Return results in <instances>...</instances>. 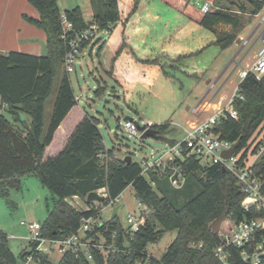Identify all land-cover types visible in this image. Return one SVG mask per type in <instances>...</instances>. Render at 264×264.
<instances>
[{
  "label": "trees",
  "instance_id": "1",
  "mask_svg": "<svg viewBox=\"0 0 264 264\" xmlns=\"http://www.w3.org/2000/svg\"><path fill=\"white\" fill-rule=\"evenodd\" d=\"M28 1L39 12L38 18L28 17V20L45 32L46 52L41 55L20 51L0 52V97L6 103L4 109L12 117L9 119L0 114V194H6L9 187H20L22 175H34L50 191L53 199L52 208L47 206V215L41 221L40 230L45 238L70 235L79 227L81 217L94 214L97 211L95 205L99 209L106 206L109 198L117 197L128 185H132L136 196L149 208L148 217L133 234L122 228L116 213L95 229L100 232L95 237L103 236L107 242L111 241V232L116 230L117 251L110 250L108 254H103L94 250L91 260L66 253L54 264H134L138 260L147 264H220L212 254L217 237L210 223L221 215L233 219L248 215L242 210L245 196L236 177L219 164L201 167L193 159L184 163L186 179L183 186L192 174L201 172V187L194 197L176 206L156 191V181L165 177L150 171V178L155 182L153 186L141 174L139 163L132 157L129 162L125 160V155L106 162L99 159V154L105 150L110 154L113 148L105 147L98 127L99 119L86 111L63 147L56 154L44 157L45 148L52 142L54 132L77 102L69 75L64 71L45 127V102L53 90L56 67L62 64L68 50V39L74 31L92 22L110 30L120 18L119 3L118 0H90L94 13L91 20L86 21L79 6L60 12L56 0ZM162 1L212 30L216 35L215 43L221 49L237 40L242 23L230 9L217 5L220 0ZM246 1L252 7L250 15L257 14L264 5V0ZM205 2L209 3L206 11L203 10ZM212 6L215 8H210ZM240 9L246 10L243 5ZM61 14L73 25L66 39L61 37ZM220 23L230 25L232 30L217 31L216 25ZM87 44L83 43L82 47ZM102 88L95 90L96 95L103 92ZM238 88L242 98H235L234 107L239 117L221 119L216 131L230 141L240 138L241 148L264 124V75L256 79L253 74H248L239 82ZM165 126L154 124L152 127L160 134ZM254 169L264 176V156ZM101 187L106 188L107 197L97 204L87 202V193ZM73 196L84 199L90 210H78L71 206L67 199ZM171 230H176V236L163 256L157 259L149 254L147 245ZM199 243L201 246H198ZM24 253L23 250L21 256ZM39 256L40 263L53 264L45 254ZM14 261L15 255L8 244L7 235L0 229V264H14ZM232 264L245 263L236 252Z\"/></svg>",
  "mask_w": 264,
  "mask_h": 264
},
{
  "label": "rangeland",
  "instance_id": "2",
  "mask_svg": "<svg viewBox=\"0 0 264 264\" xmlns=\"http://www.w3.org/2000/svg\"><path fill=\"white\" fill-rule=\"evenodd\" d=\"M231 1L220 0L217 5L230 9L240 19L242 27L237 40L222 50L216 44L207 45L203 53L193 55L188 53L185 44L178 46L181 52L176 53L175 56L179 54L180 56L174 57L173 61L159 59L161 71L157 76L150 74L153 82L152 92L145 93V97L141 98L135 94L132 97L128 95L125 99L128 87L117 85L114 78L110 77L106 67V64L109 65L110 54L107 56L106 51L111 46V42L104 41L105 47L100 50L99 56H97L98 47L94 48L92 57L88 52L82 55V61L78 60L75 65V71L68 73L77 102L66 118L65 129L68 130L81 113L86 111L99 119L98 127L106 148H113L112 152L116 151L119 156L130 153L132 159L139 162L143 157L151 160V155L155 154L156 150L166 148L168 139L181 138L183 136L181 127H186L189 122L214 112L216 103L222 102L224 105L237 91L238 71L249 66L254 60L261 42L259 35L264 28V22L259 24L264 16V5L257 14L250 15L252 7L246 0ZM241 5L245 6V11L240 9ZM210 8L214 9L215 6ZM60 12H63L62 8ZM82 14L86 21L91 20L88 5L83 7ZM216 29L219 32L231 31L232 27L220 23L216 25ZM211 35L213 39L216 37L213 31ZM198 43L199 37L192 44L197 46ZM205 68L209 69L205 71ZM63 74L64 67L58 64L52 93L45 102V127ZM98 87H103L100 95L95 93ZM115 89L117 91H113ZM194 89H197V92ZM206 91H208L206 99L209 100L211 97L210 101L215 105L206 111L205 108L198 110L194 114L193 107ZM0 114L12 118L1 106ZM125 116L134 119L144 118L153 124H166V126L161 128L159 138L140 139L129 135L119 125V121ZM259 138L260 135L257 133L250 137L247 141L249 151ZM62 140L57 134L47 153L61 145ZM245 146L240 148V152L245 151ZM106 152L108 151L105 150L103 153ZM248 156L253 157L251 154ZM201 176V172L192 174L181 188H175L166 178H160L156 181V191L169 198L176 206H180L200 191ZM117 198L113 204L103 208V216L107 218L115 212L120 224L126 227L127 215L137 214L142 206H138V197L132 185H128ZM74 200L78 207L85 204V200L80 197ZM92 203L98 202L92 201ZM47 206L49 208L53 206L51 193L32 174H24L20 177V187H9L6 194H0V228L6 233L8 244L15 255L14 264H42L35 259L26 261L24 255L21 256L23 250H29V240L32 238L28 226L21 222L44 220ZM175 236L176 230L164 232L156 241L147 245L148 253L157 259L161 258ZM44 248L45 252L40 254H45L51 263H57L61 253L53 249L49 243H45Z\"/></svg>",
  "mask_w": 264,
  "mask_h": 264
},
{
  "label": "built area",
  "instance_id": "3",
  "mask_svg": "<svg viewBox=\"0 0 264 264\" xmlns=\"http://www.w3.org/2000/svg\"><path fill=\"white\" fill-rule=\"evenodd\" d=\"M60 17L61 37L66 39L67 33L73 29V25L64 14H61ZM263 22L264 16L260 20V23ZM105 31L96 22L90 23L79 31H74L68 39L69 47L62 58L64 71L67 73L75 71L78 57L83 50V43L87 42V45L93 43ZM259 37L261 42L254 55V60L249 66L238 71L239 82L248 74H253L256 79H260L264 75V28ZM236 97L242 98L238 87L224 105L220 102L214 112L199 120L189 122L186 127H181L183 134L181 138L168 139L166 148L156 150L157 152L151 155V160L143 157L138 163L141 167V174L150 181L151 185H155V182L150 178V171H154L165 177L175 188H181L184 185L186 179L184 163L190 159L195 160L201 167L219 164L228 170L236 177L237 184L245 196L242 202V210L248 216H244L242 219L225 217L218 231L215 232L217 241L212 249V254L220 264H232V258L236 252L245 264H264V176L261 173H256L254 169L255 164L264 156V124H261L254 132V134L260 135V138L250 151L248 145L245 146L243 152H240L241 149L238 146L228 157L224 156V152L230 149L235 141L222 138L216 131L221 119H237L239 117V112L234 107ZM0 106L3 109L6 107V103L1 101V97ZM198 110L200 109L196 107L192 112L196 114ZM119 125L129 135L140 138L141 134L154 124L144 118H123L119 121ZM247 151L253 156L252 158L248 156ZM118 157L116 151L111 152V154L108 152L99 154V159L103 162ZM96 191L103 197H107L105 187ZM117 197L109 198L108 204H113L118 199ZM75 198L77 196L67 199L71 206L78 210H90L91 207L86 203L84 206L78 207ZM138 206H142L141 210L137 214H128L126 217L127 226H122L130 234L141 228L149 214V208L139 198ZM94 207L97 208V211L89 216L81 217L79 227L65 237L45 238L41 234L40 222L25 223L22 221L21 223L27 225L32 233V238L29 240L30 248L24 250L26 261L32 259L39 261L40 253L45 252V243H49L53 249L61 253V256L70 253L75 257L84 256L87 260L93 258L94 250L103 254H108L110 250L117 251L116 230L111 232L110 242H107L103 236L101 238L95 237V235L100 234L95 229L112 218V214L104 218L103 208L105 206L100 209L97 205ZM32 244L34 245L32 246ZM198 246H201V243ZM134 264H147V262L138 260Z\"/></svg>",
  "mask_w": 264,
  "mask_h": 264
},
{
  "label": "crops",
  "instance_id": "4",
  "mask_svg": "<svg viewBox=\"0 0 264 264\" xmlns=\"http://www.w3.org/2000/svg\"><path fill=\"white\" fill-rule=\"evenodd\" d=\"M56 2L59 10L62 8L63 11L75 6L83 10V7L88 5L89 14L91 18L93 17L94 9L90 0H56ZM118 3L119 20L110 30L103 32L100 40L97 39L84 47L78 60L81 62V56L86 52L92 57L95 47H98L97 56H99L100 50L105 47L104 41L111 42V46L106 51L107 56L110 54L109 65L106 64L107 72L117 85L128 87L125 99L128 95L132 97L135 94L142 98L145 97V93L152 92L153 82L150 74L157 76L161 71L159 59L170 62L174 57L180 56V54L175 56L176 53L181 52L178 46L185 44L188 53L193 55L203 53L207 45L216 44V37L213 39L210 29L188 18L162 0H137L136 3L135 0H118ZM38 16V10L28 0H0V52L44 54L45 32L28 20V17L38 18ZM197 37L199 43L194 46L192 43L196 42ZM207 69L209 68H205V71ZM194 90L197 92V89ZM207 95L208 91L201 96L193 109L197 107L201 111L205 108L206 111L214 106L215 104L210 101L211 97L209 100L206 99ZM219 103L216 105L218 106ZM72 108L54 132L52 142L45 148L44 157L56 154L63 147L82 118L83 113L66 130V118ZM57 134L63 139L61 145L47 153Z\"/></svg>",
  "mask_w": 264,
  "mask_h": 264
},
{
  "label": "water",
  "instance_id": "5",
  "mask_svg": "<svg viewBox=\"0 0 264 264\" xmlns=\"http://www.w3.org/2000/svg\"><path fill=\"white\" fill-rule=\"evenodd\" d=\"M209 7V3L205 2L203 5V10L206 11ZM124 119H132L131 116H125ZM148 137H153V138H159L160 134L158 132L157 129L153 128V127H149L147 128L140 136V139H145ZM240 145V138L237 139L232 147L228 150H226L224 152V156L228 157L232 154V152L234 151L235 148H237ZM125 160L127 162H129L131 160V155L127 154L125 156ZM223 170H225L224 167H222ZM103 200V196L100 195L96 190H92L90 192L87 193L86 195V201L87 202H92V201H97V202H101ZM115 215V212L112 213L111 217H113ZM225 215H221L219 217H217L216 219H214L211 223H210V228L212 229V231L217 232L219 229V226L221 224V222L225 219ZM38 222L41 223V220H39Z\"/></svg>",
  "mask_w": 264,
  "mask_h": 264
}]
</instances>
